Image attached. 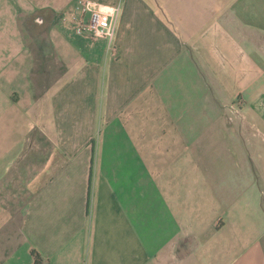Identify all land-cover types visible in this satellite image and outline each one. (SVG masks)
Wrapping results in <instances>:
<instances>
[{"label": "crops", "instance_id": "0c3cea01", "mask_svg": "<svg viewBox=\"0 0 264 264\" xmlns=\"http://www.w3.org/2000/svg\"><path fill=\"white\" fill-rule=\"evenodd\" d=\"M33 252L264 264V0H0V264Z\"/></svg>", "mask_w": 264, "mask_h": 264}, {"label": "built area", "instance_id": "2783aa9c", "mask_svg": "<svg viewBox=\"0 0 264 264\" xmlns=\"http://www.w3.org/2000/svg\"><path fill=\"white\" fill-rule=\"evenodd\" d=\"M84 9L89 17L87 22L80 25L79 34L92 42L105 41L108 51L114 55L120 6L109 8L94 1H86Z\"/></svg>", "mask_w": 264, "mask_h": 264}, {"label": "trees", "instance_id": "16d2710c", "mask_svg": "<svg viewBox=\"0 0 264 264\" xmlns=\"http://www.w3.org/2000/svg\"><path fill=\"white\" fill-rule=\"evenodd\" d=\"M33 256L35 258V264H40L41 258L37 252H33Z\"/></svg>", "mask_w": 264, "mask_h": 264}]
</instances>
